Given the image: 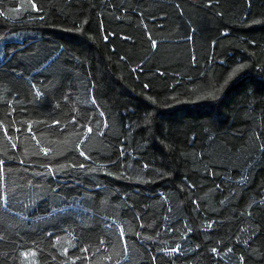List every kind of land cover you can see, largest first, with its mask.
Instances as JSON below:
<instances>
[{
	"label": "trees",
	"instance_id": "1",
	"mask_svg": "<svg viewBox=\"0 0 264 264\" xmlns=\"http://www.w3.org/2000/svg\"><path fill=\"white\" fill-rule=\"evenodd\" d=\"M0 264H264V0H0Z\"/></svg>",
	"mask_w": 264,
	"mask_h": 264
}]
</instances>
